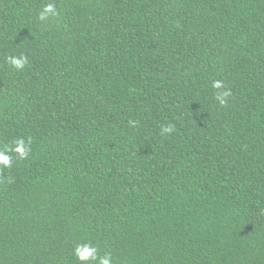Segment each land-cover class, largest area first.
Instances as JSON below:
<instances>
[{"label": "trees", "instance_id": "trees-1", "mask_svg": "<svg viewBox=\"0 0 264 264\" xmlns=\"http://www.w3.org/2000/svg\"><path fill=\"white\" fill-rule=\"evenodd\" d=\"M19 138L0 264H78L88 242L113 264H264V0H0V150Z\"/></svg>", "mask_w": 264, "mask_h": 264}, {"label": "clouds", "instance_id": "clouds-1", "mask_svg": "<svg viewBox=\"0 0 264 264\" xmlns=\"http://www.w3.org/2000/svg\"><path fill=\"white\" fill-rule=\"evenodd\" d=\"M59 15L54 3H47L43 6L38 14L37 19L41 22L47 21L50 17H57ZM7 63L16 71H22L25 66L29 63V57L23 53L19 55H9L6 58ZM212 87L214 89L224 88L222 81H213ZM231 95L230 89H226L222 92L215 94V100L221 107L226 106L227 97ZM174 131L172 125H168L161 128V134H170ZM31 140L25 142L24 138H19L13 141L14 146L4 145L3 150H0V165L4 167L12 166V157L9 153H15L16 157L20 160L27 159L30 152ZM78 264H113V257L111 253H105L104 255L99 254V249L92 244L78 243L74 246L72 251Z\"/></svg>", "mask_w": 264, "mask_h": 264}]
</instances>
